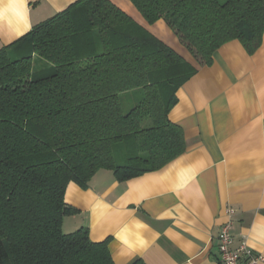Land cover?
Here are the masks:
<instances>
[{
  "label": "trees",
  "instance_id": "1",
  "mask_svg": "<svg viewBox=\"0 0 264 264\" xmlns=\"http://www.w3.org/2000/svg\"><path fill=\"white\" fill-rule=\"evenodd\" d=\"M130 1L149 24L166 21L200 66L229 42L249 53L262 43L264 0ZM196 73L109 0H79L1 49L0 264H115L109 239L63 232L78 212L66 188L102 169L127 181L182 155L168 115Z\"/></svg>",
  "mask_w": 264,
  "mask_h": 264
},
{
  "label": "crops",
  "instance_id": "2",
  "mask_svg": "<svg viewBox=\"0 0 264 264\" xmlns=\"http://www.w3.org/2000/svg\"><path fill=\"white\" fill-rule=\"evenodd\" d=\"M77 1L0 0V50ZM109 1L197 69L168 115L185 151L127 181L102 169L85 187L69 183L65 203L78 212L63 232L88 228L91 241L109 239L115 264H216L233 209L232 249L245 241L264 256V34L254 53L232 41L200 66L166 21L149 24L130 0Z\"/></svg>",
  "mask_w": 264,
  "mask_h": 264
},
{
  "label": "built area",
  "instance_id": "3",
  "mask_svg": "<svg viewBox=\"0 0 264 264\" xmlns=\"http://www.w3.org/2000/svg\"><path fill=\"white\" fill-rule=\"evenodd\" d=\"M228 214L230 219L222 226L218 237L220 256L216 264H261L264 261L263 254L253 252L245 241L237 249H232L231 230L235 211L230 209Z\"/></svg>",
  "mask_w": 264,
  "mask_h": 264
},
{
  "label": "rangeland",
  "instance_id": "4",
  "mask_svg": "<svg viewBox=\"0 0 264 264\" xmlns=\"http://www.w3.org/2000/svg\"><path fill=\"white\" fill-rule=\"evenodd\" d=\"M221 2L224 0H220ZM36 62V69H44L46 66L44 64H46L45 61L40 60L39 58L35 61ZM123 101H124V105L125 107L128 109H130L133 105H136L138 103V100L132 95L131 93L127 96H123Z\"/></svg>",
  "mask_w": 264,
  "mask_h": 264
}]
</instances>
